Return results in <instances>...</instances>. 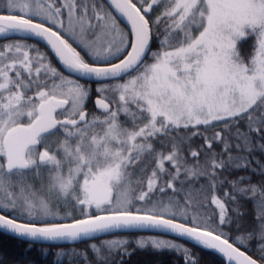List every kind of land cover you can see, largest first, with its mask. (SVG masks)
Listing matches in <instances>:
<instances>
[{
	"label": "snow or ice",
	"instance_id": "obj_1",
	"mask_svg": "<svg viewBox=\"0 0 264 264\" xmlns=\"http://www.w3.org/2000/svg\"><path fill=\"white\" fill-rule=\"evenodd\" d=\"M0 230L87 244L54 264H200L144 230L264 264V0H4Z\"/></svg>",
	"mask_w": 264,
	"mask_h": 264
},
{
	"label": "trees",
	"instance_id": "obj_2",
	"mask_svg": "<svg viewBox=\"0 0 264 264\" xmlns=\"http://www.w3.org/2000/svg\"><path fill=\"white\" fill-rule=\"evenodd\" d=\"M2 3H4V0H0V4ZM251 41H253V39L248 38L247 40L242 41L240 43L239 49L242 56L248 57L251 54L253 46ZM38 46L41 48V51H47L51 56L53 63L56 64L57 67H60L55 61L52 54L44 46H42L41 44H39ZM92 99H90V104ZM90 106L92 109H94L92 104ZM201 142L202 141L199 138H194L193 146L195 147ZM252 216L253 205L252 202L249 201L246 205V219L249 223H251ZM172 240H174V242H177L178 244H182L185 247L191 249L193 253L200 257V264H226V262L217 254L197 244L189 243L178 239ZM27 244V242L20 241L0 232V251L4 253L6 260L13 261L14 264H27V261L29 260H31L33 264H54L55 258L53 256V253L59 252L61 250L67 252L72 247H76L77 250H82L87 247V244L84 242L76 244H34L33 248L28 251H25ZM238 246H241L243 249L242 245L238 244ZM41 247L47 248L49 250L47 255L40 254ZM59 264H71V262L67 258H65L61 259L59 261ZM126 264H185V260L183 258L182 253L176 252L174 250L166 249L158 251L138 249L137 251L133 252L130 257L127 258Z\"/></svg>",
	"mask_w": 264,
	"mask_h": 264
},
{
	"label": "water",
	"instance_id": "obj_3",
	"mask_svg": "<svg viewBox=\"0 0 264 264\" xmlns=\"http://www.w3.org/2000/svg\"><path fill=\"white\" fill-rule=\"evenodd\" d=\"M39 44H41L42 46H44V47H45V48L51 53L50 49L47 47V45H46L43 41L39 42ZM51 54H52V53H51ZM52 56L54 57V54H52ZM54 59H55V61L58 63V61L56 60L55 57H54ZM58 65H59V63H58ZM59 66H60V65H59ZM60 67H61V66H60ZM0 232L6 234V233L3 232L2 230H0ZM144 234H149V235H159V236H163V237H167V238L178 239V240L186 241V242H189V243L197 244L195 241H191V240H189V239L186 238V237H178V236H176L175 234H162V233H157V232H155L154 230H152V231L144 230ZM6 235L12 237L10 234H6ZM98 239H99V238H98ZM24 242L30 243V241H27V240H24ZM31 243H33V244H35V245L73 244V243H70V242H64V241H56V242L44 241V242H31ZM75 243H80V242H75ZM197 245H199V244H197ZM199 246L203 247L202 245H199ZM203 248H204V247H203ZM207 250H210V249H207ZM210 251H212V252H214L215 254H217L220 258H222V259L226 262V264H228V262H227V258H226V257H223L222 254H219V253L215 252L214 250H210Z\"/></svg>",
	"mask_w": 264,
	"mask_h": 264
},
{
	"label": "flooded vegetation",
	"instance_id": "obj_4",
	"mask_svg": "<svg viewBox=\"0 0 264 264\" xmlns=\"http://www.w3.org/2000/svg\"><path fill=\"white\" fill-rule=\"evenodd\" d=\"M94 98H95V97H94ZM94 98L91 100V104L93 105V108H94V109H92L91 106H90V105H91V104H90V100H89L88 105H87V107H88V109H89L90 112L96 111V109H95V105H94V102H93V101H94Z\"/></svg>",
	"mask_w": 264,
	"mask_h": 264
},
{
	"label": "rangeland",
	"instance_id": "obj_5",
	"mask_svg": "<svg viewBox=\"0 0 264 264\" xmlns=\"http://www.w3.org/2000/svg\"><path fill=\"white\" fill-rule=\"evenodd\" d=\"M252 42V45H253V41H251ZM145 235H149V234H145ZM159 236V235H158ZM161 238H166V239H170V240H172L171 238H167V237H163V236H160ZM174 241V240H173ZM238 243V242H237ZM239 244V243H238Z\"/></svg>",
	"mask_w": 264,
	"mask_h": 264
}]
</instances>
